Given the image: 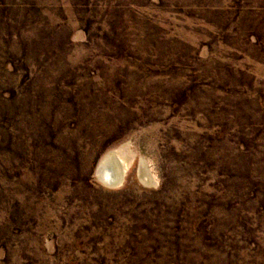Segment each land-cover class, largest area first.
<instances>
[{"label":"rangeland","instance_id":"374dc122","mask_svg":"<svg viewBox=\"0 0 264 264\" xmlns=\"http://www.w3.org/2000/svg\"><path fill=\"white\" fill-rule=\"evenodd\" d=\"M0 264H264V0H0Z\"/></svg>","mask_w":264,"mask_h":264},{"label":"bare ground","instance_id":"6f19581e","mask_svg":"<svg viewBox=\"0 0 264 264\" xmlns=\"http://www.w3.org/2000/svg\"><path fill=\"white\" fill-rule=\"evenodd\" d=\"M111 171L107 170V168L106 170H104L109 184L111 185L119 184L123 178V172L125 171V168L121 169L120 167H117V168L115 167L114 172H111Z\"/></svg>","mask_w":264,"mask_h":264}]
</instances>
